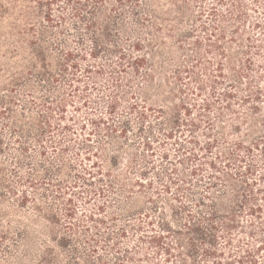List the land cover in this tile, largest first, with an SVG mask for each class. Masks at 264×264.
Wrapping results in <instances>:
<instances>
[{
  "label": "trees",
  "instance_id": "16d2710c",
  "mask_svg": "<svg viewBox=\"0 0 264 264\" xmlns=\"http://www.w3.org/2000/svg\"><path fill=\"white\" fill-rule=\"evenodd\" d=\"M6 1L0 264H264V0ZM83 119L96 159L69 184Z\"/></svg>",
  "mask_w": 264,
  "mask_h": 264
},
{
  "label": "rangeland",
  "instance_id": "374dc122",
  "mask_svg": "<svg viewBox=\"0 0 264 264\" xmlns=\"http://www.w3.org/2000/svg\"><path fill=\"white\" fill-rule=\"evenodd\" d=\"M0 4H2V5L3 4H6L7 5V1L6 0H0ZM6 16H7V14H6ZM6 20H9V19L7 18ZM6 29H7V26H6ZM21 92L22 93H25V91H21ZM92 93H93L92 94L93 97H96V100H97L98 99V96H99V93L96 94V91H92ZM24 96L27 97V99H29V100L32 99V96H27L26 94H24ZM97 101L99 102V100H97ZM21 104H23V102H21ZM105 106H106L105 103L99 102L97 104V106H96L97 107V110H94L95 114L96 115H102V114L106 115L105 108H104ZM70 109L72 110L73 108H70ZM83 109H85V108H83ZM121 109H123V107ZM16 110L17 111H21L22 110L20 104L18 106H16ZM120 112H121V110H119V113H117L116 116L114 117V119H116L117 122H118V120L121 121L123 119V116L120 114ZM30 113H31V110H29V114ZM69 114L71 115V112ZM76 115H79L81 117L83 114L80 113V112H77ZM133 120H135L134 117H133ZM82 121L83 122H87L86 123L87 124V128L85 130H81L80 126H78V122H76L74 124L75 127H77L79 129L78 133H76V135H75V139L76 140L73 143L74 144V148L73 149H70V151H68L67 153L64 154L65 158L68 159L67 161H69L70 163H72V165H76L77 162L79 163V164L76 165V169L75 170L73 168L71 170L69 168V166L66 167V169H65V172H64L65 174L63 175V177H64V179L66 181L69 182V184L70 183H74L75 181L78 180V178L77 179L75 178V176H76L75 173H78L79 171H82L83 170V167H91L93 165V161L96 159L95 156L93 158H91V159H84L86 150L80 144L82 143V140L85 137V135H87L88 132L91 130V125L89 124V122L87 120H84L83 119ZM153 129H154L153 131H154L155 134L161 135L159 133L158 125L157 124L154 125V128ZM106 134L107 133H105L103 131L100 132V134H91V138H90L91 140L88 141V144L91 146V148H92L93 151L101 152L102 150L106 149V150H104V152H106L108 154V156H109V155H111L113 148H112V145H107V142H110L111 140H109V138L107 139V137H106L107 135ZM112 134L115 137L117 136V134L115 132L112 133ZM7 135H9V133H7ZM138 135H139V132H137V127H134V129L129 134V137L132 140V143H130V145L127 148H125V151H139V152L140 151H144L141 148H137L138 145H139V143H140V141H141V136H138ZM150 136L152 137V140H153L154 137L152 136V134H150ZM201 139L202 140H205L203 137ZM16 146L18 147V145H16ZM75 146L77 148H75ZM154 146L156 147V152L153 155H150L151 154V152H150L149 157L151 159H154L158 163H166L165 161H162V158H161V152L164 149L163 146H161L159 144V142H157V141L154 143ZM103 147H105V148H103ZM167 147H169L168 149H170V152L172 154V158H171L172 160L171 161H174L175 154H177V155L179 154V151H176V148H178V146L176 144L173 145V144H171V142H169V144L167 145ZM37 149L38 148L34 149V151H30V153H28L24 157V159L25 160H31V159H33V161H34L37 157H40V156L37 155V152H36ZM75 151L80 152V156H76L75 155ZM7 152H10V149L7 148L6 151H5V154L2 157H3L4 160H7L8 161V157L9 156H8V153ZM19 154L20 153L18 152L17 155H19ZM122 154L125 155L124 152ZM52 155L54 156L55 153L53 152V150L51 148H49V151H48V159L50 157L52 159L53 158ZM20 156H21V154H20ZM126 157H128V155ZM41 159H44V157H41ZM53 164H54V166H56L57 165V162L54 161ZM166 165H168V167H170L169 166V163L166 164ZM7 167L10 169L11 168V163H8ZM27 170H28V168L27 169H21L22 174L23 175H26L27 174ZM60 173L61 172L54 171L53 177H59V176L61 177ZM89 178L92 181H94V183L96 184V186H99L100 185L99 178H97V176H94V177H90L89 176ZM81 181L82 180H80V183H81ZM81 185H83V184H81ZM19 188H21V187L19 186ZM86 188L89 189V188H91V186L90 185H87ZM27 189L28 190H32L30 187H28ZM83 190H85V186H83L82 188L75 189V192L83 191ZM70 192H72V191H70ZM85 195H87V194H85ZM104 198L105 197H99V198L92 199L91 203L87 204V207L92 209L99 202L106 201V199H104ZM76 203H78L77 206H79L80 209L83 208V203L84 202L82 200L81 201H76Z\"/></svg>",
  "mask_w": 264,
  "mask_h": 264
}]
</instances>
